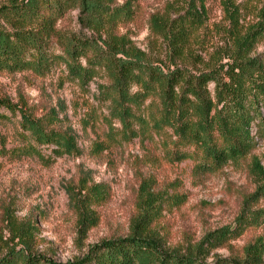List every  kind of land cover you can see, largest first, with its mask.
Wrapping results in <instances>:
<instances>
[{
    "label": "rangeland",
    "instance_id": "rangeland-1",
    "mask_svg": "<svg viewBox=\"0 0 264 264\" xmlns=\"http://www.w3.org/2000/svg\"><path fill=\"white\" fill-rule=\"evenodd\" d=\"M21 1L0 0V10ZM233 1L244 8L252 0ZM187 2L112 0L118 7L128 3L134 17L119 24L115 34L107 32L111 35L82 28L77 10L60 25L95 38L105 48V41L122 38L126 48L135 47L164 67L170 49L155 36L152 20L176 18ZM205 6L206 24L194 41L193 52L208 61L209 52L225 45L222 26L226 19L222 0H205ZM0 28H10L1 11ZM53 51L61 53L56 46ZM256 53L264 54V41ZM110 82L100 72L83 85L71 77L62 60L48 72H0V97L26 106L36 117L56 115L58 126L72 132L79 147V153L62 156L53 155V147H40L45 157H51L42 161L22 150L31 138L21 128L20 114L0 109V259L14 249L72 263L82 259L92 245L127 236L137 222L149 227L147 232L166 247L185 251L209 232L235 226L244 197L255 188L250 171L254 156L262 159L264 168V140L256 138L253 152L239 163L200 173L195 171L194 159L176 160L173 144L165 147L164 137L126 134L103 97ZM145 216L151 218L147 217L149 222ZM263 233L264 228L247 230L231 240L230 247L215 250L209 261L240 255L247 242Z\"/></svg>",
    "mask_w": 264,
    "mask_h": 264
},
{
    "label": "trees",
    "instance_id": "trees-1",
    "mask_svg": "<svg viewBox=\"0 0 264 264\" xmlns=\"http://www.w3.org/2000/svg\"><path fill=\"white\" fill-rule=\"evenodd\" d=\"M222 3L225 45L213 52L206 50L208 61L193 52L194 41L206 24L205 0H188L184 12L178 11L174 19L152 20L155 36L170 49L168 64L161 67L135 47L126 48L122 38L105 41V48L95 38L60 25L77 10L82 28L115 34L119 24L134 17L128 3L118 7L112 0L12 2L0 10L10 27L0 28V72H48L62 60L71 77L83 85L105 72L111 82L103 97L126 134H157L168 141L165 147L173 144L176 160L191 158L195 171L216 172L251 154L256 138L264 140V54L256 53L264 41V0L248 1L244 8L233 0ZM54 46L60 54H54ZM0 109L20 114L21 128L31 138L24 152L45 162L51 157H45L40 147H53L55 156L79 153L75 135L58 126L56 115L36 117L26 106L2 97ZM250 171L255 188L244 197L235 226L209 232L191 249L166 247L147 232L149 227L137 222L127 236L92 245L82 259L72 263L12 249L0 264H264V233L247 242L240 255L209 261L215 250L230 247L231 240L247 230L264 228L261 158L253 157ZM147 217L144 220L149 222Z\"/></svg>",
    "mask_w": 264,
    "mask_h": 264
}]
</instances>
